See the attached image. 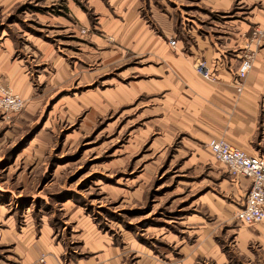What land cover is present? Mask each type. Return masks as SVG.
Returning <instances> with one entry per match:
<instances>
[{"label": "rangeland", "instance_id": "obj_1", "mask_svg": "<svg viewBox=\"0 0 264 264\" xmlns=\"http://www.w3.org/2000/svg\"><path fill=\"white\" fill-rule=\"evenodd\" d=\"M135 3L131 17L122 0H0V81L21 72L28 93L0 111V264H264V221L235 216L248 180L208 149L222 115L140 44L221 45L261 4ZM257 28L242 58L264 45ZM263 118L252 132L242 118L250 152L264 154Z\"/></svg>", "mask_w": 264, "mask_h": 264}, {"label": "crops", "instance_id": "obj_2", "mask_svg": "<svg viewBox=\"0 0 264 264\" xmlns=\"http://www.w3.org/2000/svg\"><path fill=\"white\" fill-rule=\"evenodd\" d=\"M122 2L126 4L125 7L129 6V15L135 17L134 15L137 12L135 9L136 0H122ZM227 2L228 0H216L215 4L217 6H226ZM259 3L261 6L256 8L252 13V23L254 26L248 24V27H242L240 34H238L239 32H233L234 36H228L230 38L224 44H210L207 40H202L203 43L200 42L198 49H195L192 54L187 55L181 51L182 46H180L179 51H172V49L169 50L168 44L157 43L155 46L148 39H142L140 44L158 50L167 60V72L169 75L174 79H178V81L186 83L188 90L197 93L201 102L203 100L207 105L217 107L218 112L222 115L223 124L216 125V131L219 133L225 131L229 138L225 135L222 136L226 137L233 145L248 153L264 156L262 153L250 152L248 149L242 147L247 145L245 139L254 130V125L251 124L258 121L262 111L264 112V45L256 53L254 68L245 81V89L239 93L234 83L236 71L242 61V46L245 42L243 35L253 30L255 25L264 27V0H259ZM99 7L105 12L102 5H99ZM139 25L141 26L139 23L135 25L136 29ZM141 32H143V29ZM228 47L233 48L231 53L226 54L224 48ZM255 47L254 45L251 46L252 49ZM198 56H201L200 58L204 57L207 60L214 79H206L197 72L195 60ZM11 75L14 76V91L22 96H26L28 94L26 92L27 89L22 88L26 82L24 75L18 71H13ZM229 115V125L226 127L225 123ZM245 115L249 121V126H252L249 128L250 132H247L243 127L242 118ZM219 133L215 136L221 135ZM208 149L213 158L218 161L209 146ZM236 177L248 180L247 184L242 181L238 182L241 186L246 187L247 192L251 185L250 179L244 176ZM245 198L246 195L242 201L237 202V210L244 206ZM56 250V248L52 249V251ZM40 254L36 247H32L28 252L27 262L33 263ZM43 255L45 256V260L44 262H40V264H59L53 256L47 259V255L44 253L39 256L38 261Z\"/></svg>", "mask_w": 264, "mask_h": 264}, {"label": "built area", "instance_id": "obj_3", "mask_svg": "<svg viewBox=\"0 0 264 264\" xmlns=\"http://www.w3.org/2000/svg\"><path fill=\"white\" fill-rule=\"evenodd\" d=\"M253 39L256 44H260L264 40V29H255ZM170 41L172 46H176V39ZM255 56V50L249 48L236 71L234 83L239 93L245 89V81L254 68ZM196 70L202 77L214 79L206 60H199ZM25 105L26 99L21 94L0 81V111H19ZM208 145L215 158L224 163L231 173L247 177L251 181L244 206L236 212L237 220L245 224L264 221V156L250 154L230 143L224 136H213ZM44 260L45 258L42 257L41 261Z\"/></svg>", "mask_w": 264, "mask_h": 264}]
</instances>
